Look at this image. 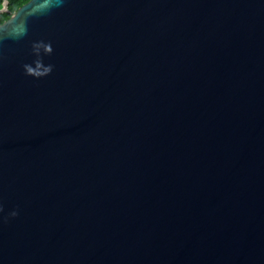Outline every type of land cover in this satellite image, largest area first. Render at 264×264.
Here are the masks:
<instances>
[{
    "label": "water",
    "instance_id": "95a60500",
    "mask_svg": "<svg viewBox=\"0 0 264 264\" xmlns=\"http://www.w3.org/2000/svg\"><path fill=\"white\" fill-rule=\"evenodd\" d=\"M31 2L0 23L26 29L0 41V264H264V0Z\"/></svg>",
    "mask_w": 264,
    "mask_h": 264
},
{
    "label": "clouds",
    "instance_id": "9594fccd",
    "mask_svg": "<svg viewBox=\"0 0 264 264\" xmlns=\"http://www.w3.org/2000/svg\"><path fill=\"white\" fill-rule=\"evenodd\" d=\"M63 0H32L30 4L29 16H40L49 14L54 8L60 7ZM23 35H26V29L24 33L17 35H11L8 32H0V41L8 38L19 39ZM52 47L50 43L44 41H36L31 45V54L34 59L31 63L23 65V71L26 76L33 77L34 79H40L51 74L53 65H45L43 63V56H49L52 54ZM3 209L0 207V212ZM18 215L16 210L10 211L7 216H0V222L6 223L8 219L15 218Z\"/></svg>",
    "mask_w": 264,
    "mask_h": 264
},
{
    "label": "trees",
    "instance_id": "16d2710c",
    "mask_svg": "<svg viewBox=\"0 0 264 264\" xmlns=\"http://www.w3.org/2000/svg\"><path fill=\"white\" fill-rule=\"evenodd\" d=\"M28 0H6L3 10H0V23L9 18L16 9ZM4 7V0H0V9Z\"/></svg>",
    "mask_w": 264,
    "mask_h": 264
},
{
    "label": "rangeland",
    "instance_id": "374dc122",
    "mask_svg": "<svg viewBox=\"0 0 264 264\" xmlns=\"http://www.w3.org/2000/svg\"><path fill=\"white\" fill-rule=\"evenodd\" d=\"M0 10H3V7Z\"/></svg>",
    "mask_w": 264,
    "mask_h": 264
}]
</instances>
